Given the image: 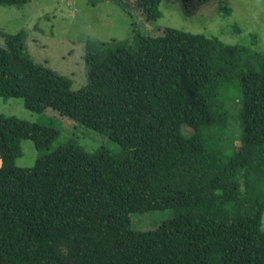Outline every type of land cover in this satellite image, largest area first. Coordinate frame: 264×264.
I'll return each mask as SVG.
<instances>
[{
	"label": "trees",
	"instance_id": "obj_1",
	"mask_svg": "<svg viewBox=\"0 0 264 264\" xmlns=\"http://www.w3.org/2000/svg\"><path fill=\"white\" fill-rule=\"evenodd\" d=\"M158 1L135 0L147 23ZM135 35L134 46L90 42L95 88L72 91L68 78L23 56L24 30L0 31V97L117 147L88 153L68 142L20 168L21 141L43 150L59 132L0 116V264H264V56L167 27ZM230 84L250 161L207 133L223 127L218 98ZM218 205L227 213L219 220L188 213L219 216ZM166 209L175 216L156 230L131 228V214Z\"/></svg>",
	"mask_w": 264,
	"mask_h": 264
},
{
	"label": "rangeland",
	"instance_id": "obj_2",
	"mask_svg": "<svg viewBox=\"0 0 264 264\" xmlns=\"http://www.w3.org/2000/svg\"><path fill=\"white\" fill-rule=\"evenodd\" d=\"M134 2L31 0L21 8L0 7V31L15 34L24 30L23 56L68 78L72 91L95 88L94 50L89 46L90 42L123 40L134 46L135 34H147L152 28L167 27L189 34L213 36L226 44L253 48L264 56V0H159V16L153 23L144 21ZM241 105L240 90L235 84L219 92L218 110L223 115V127L211 128L207 133L221 151L242 149L250 161V149L240 141L238 116ZM0 116L51 125L59 132L43 150L35 149L30 140L21 141V156L15 160V165L20 168L33 166L36 159L68 142L77 143L88 153L100 147L117 152V147L107 137L49 110L42 115L31 112L20 98L0 97ZM182 133L188 137L193 130L183 126ZM223 208L222 205L216 207L219 216L203 215L202 210L188 213L219 220L227 215ZM174 216L175 213L167 209L131 214V228L141 232L156 230L163 221ZM261 227L264 230V213Z\"/></svg>",
	"mask_w": 264,
	"mask_h": 264
}]
</instances>
